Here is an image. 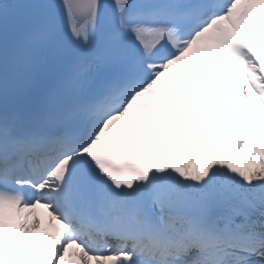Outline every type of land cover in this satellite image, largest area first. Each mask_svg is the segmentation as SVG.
Here are the masks:
<instances>
[{"label":"snow or ice","instance_id":"6c2138e0","mask_svg":"<svg viewBox=\"0 0 264 264\" xmlns=\"http://www.w3.org/2000/svg\"><path fill=\"white\" fill-rule=\"evenodd\" d=\"M0 264H264V0H0Z\"/></svg>","mask_w":264,"mask_h":264}]
</instances>
